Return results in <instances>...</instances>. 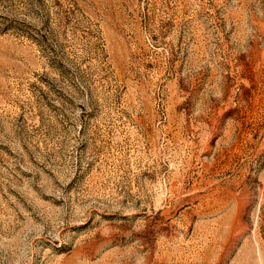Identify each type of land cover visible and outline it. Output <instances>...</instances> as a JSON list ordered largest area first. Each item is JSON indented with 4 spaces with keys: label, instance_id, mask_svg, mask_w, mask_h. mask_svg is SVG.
Segmentation results:
<instances>
[{
    "label": "rangeland",
    "instance_id": "rangeland-1",
    "mask_svg": "<svg viewBox=\"0 0 264 264\" xmlns=\"http://www.w3.org/2000/svg\"><path fill=\"white\" fill-rule=\"evenodd\" d=\"M0 264H264V0H0Z\"/></svg>",
    "mask_w": 264,
    "mask_h": 264
}]
</instances>
